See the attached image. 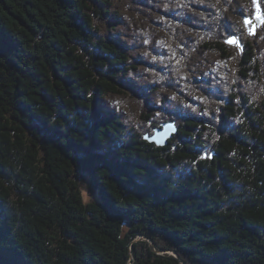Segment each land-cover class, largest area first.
<instances>
[{
	"label": "trees",
	"instance_id": "trees-1",
	"mask_svg": "<svg viewBox=\"0 0 264 264\" xmlns=\"http://www.w3.org/2000/svg\"><path fill=\"white\" fill-rule=\"evenodd\" d=\"M190 7L186 32L148 0H0V264H264V0ZM254 14L252 35L240 17ZM134 27L177 78L211 84L208 67L232 65L235 82L195 94L221 101L227 139L212 144V121L190 110H140L127 73L155 65ZM116 96L135 105L128 133L106 105ZM237 97L246 128L229 118ZM168 122L165 144L144 137Z\"/></svg>",
	"mask_w": 264,
	"mask_h": 264
},
{
	"label": "clouds",
	"instance_id": "clouds-1",
	"mask_svg": "<svg viewBox=\"0 0 264 264\" xmlns=\"http://www.w3.org/2000/svg\"><path fill=\"white\" fill-rule=\"evenodd\" d=\"M150 4H153L155 9H159L162 12V15H155V19L162 22L163 27H169L170 29H180L182 31H188L185 29L184 19L186 14L193 11L190 5L193 4H204L206 0H148ZM228 3L231 4L232 0H228ZM212 7H216V4L213 3ZM127 8H130L131 5L127 4ZM223 7V5H221ZM179 9L178 12H173V10ZM150 14L152 13L151 9L146 10ZM172 13V14H169ZM203 21V23H208V18L205 16L204 13L198 14ZM166 17H176V19H166ZM124 20H129V17H123ZM215 19V17H212ZM106 22V18L104 17L101 19L97 16L93 20V25L103 24ZM119 25L115 28V30H119ZM148 28L151 25H147ZM103 31H113V29H104ZM134 35L138 37H142V40L139 42L142 44L143 51H139L140 55L143 57L144 60L150 61L151 65H155L156 67H147L141 68L139 72L134 73L133 71L129 70L127 73V78L131 82L130 86H128V92L130 96L134 97L136 103L138 104L141 111L146 109V105L154 104L157 107L165 106V107H180L181 109L190 110L197 115H202L208 117L212 123L209 124L207 131L205 132V137H207L212 144H215L217 141H222L223 139H227L229 135V130L225 129L223 132H219L217 134V126L220 124V113L221 108L220 104L221 101H213L209 103V98L207 96L203 97V104H195L190 103L185 96V92L187 91L188 96H193L194 94L203 95L200 92L201 89L207 87H215L216 85L220 84L218 81H212L211 84H195L193 83L192 77L196 75L195 71H192L187 76V80L177 78V74L172 70L170 62L168 65L163 66V70L157 71V67H160V61L162 57L158 55H153L152 51L147 49V45L151 43V41L147 38L148 33L143 31L140 27H134L131 29ZM103 35V32L101 33ZM154 35V33H153ZM121 39H125V37H121ZM132 41L129 40L128 43ZM88 59V57H85ZM131 63V61H129ZM107 70V65H105V71ZM258 97H252V100H257ZM251 102V101H250ZM107 108L111 110L113 114V120L119 119L122 121L123 125H127L128 127L125 129V132H130L129 129L132 128V117L125 114L123 109H117L114 106L113 101L108 100L106 102ZM236 113L231 115L229 118L236 124V125H243L245 128L247 127L244 117L243 110L240 109L239 104V97H237L236 103ZM199 130V129H197ZM210 134V135H209ZM239 150L238 148H232L226 155L229 157H236L239 159ZM209 159H211V154H209ZM249 163H252L250 160ZM166 168V167H165ZM167 169V168H166ZM240 173H244L245 169L240 168L238 169ZM84 187L87 189L86 183L82 182ZM141 237L137 236L136 240H140ZM136 241H132L135 243ZM219 249H208V255H212L214 252H218Z\"/></svg>",
	"mask_w": 264,
	"mask_h": 264
},
{
	"label": "rangeland",
	"instance_id": "rangeland-1",
	"mask_svg": "<svg viewBox=\"0 0 264 264\" xmlns=\"http://www.w3.org/2000/svg\"><path fill=\"white\" fill-rule=\"evenodd\" d=\"M236 10H237V8H236ZM186 17L187 16H185V19H186ZM256 26H253L252 24H248V25L241 24V27L244 28V29H246L247 31H253L254 30L255 32H259L260 29L258 27H256ZM231 37H235V36L232 35ZM230 45L236 47L237 44H230ZM156 53H157L158 56H160V54L158 53V51ZM162 59H164L163 56H162ZM230 65L231 64H229L228 62L225 63V64L222 63V64L218 65L215 69H208V71L206 73H204V75L205 76H209L210 75V76H212V78L215 79V81H218V82H225L226 84L233 83V82H235V79H232ZM152 67H156V66H152ZM156 70L157 71H159V70L162 71L163 70V67H157ZM208 73H209V75H208ZM193 77H192V79H193ZM195 84H198V83H195ZM255 85H252L251 88L253 89V88L258 87L257 83H255ZM185 93H187V91ZM191 97L194 98V99H196V100H198V101H202V100L198 99L197 98V95H195V94L193 96H191ZM114 103L116 105H120V108L123 109V112L132 113V111L135 110L134 102H132L131 100H129L128 97H126V96L125 97H118V96H116L114 98ZM116 108H118V106H116ZM89 196L90 195H88L87 192L84 193L85 199L86 198L87 199L90 198ZM143 239H145V238H143Z\"/></svg>",
	"mask_w": 264,
	"mask_h": 264
},
{
	"label": "water",
	"instance_id": "water-1",
	"mask_svg": "<svg viewBox=\"0 0 264 264\" xmlns=\"http://www.w3.org/2000/svg\"><path fill=\"white\" fill-rule=\"evenodd\" d=\"M169 125H171V127H169ZM174 130L172 124H163V129H157L154 135H145L144 137L150 141H155L158 145H163L166 143L170 133Z\"/></svg>",
	"mask_w": 264,
	"mask_h": 264
},
{
	"label": "snow or ice",
	"instance_id": "snow-or-ice-1",
	"mask_svg": "<svg viewBox=\"0 0 264 264\" xmlns=\"http://www.w3.org/2000/svg\"><path fill=\"white\" fill-rule=\"evenodd\" d=\"M245 23H248L247 19L245 20ZM226 42L229 44H237L235 37H230ZM169 127H171V125H169Z\"/></svg>",
	"mask_w": 264,
	"mask_h": 264
},
{
	"label": "bare ground",
	"instance_id": "bare-ground-1",
	"mask_svg": "<svg viewBox=\"0 0 264 264\" xmlns=\"http://www.w3.org/2000/svg\"><path fill=\"white\" fill-rule=\"evenodd\" d=\"M140 3V2H139ZM32 55V54H31ZM31 66V65H30ZM45 87V86H44ZM125 161V160H124ZM124 169V168H123ZM11 221V220H10Z\"/></svg>",
	"mask_w": 264,
	"mask_h": 264
}]
</instances>
